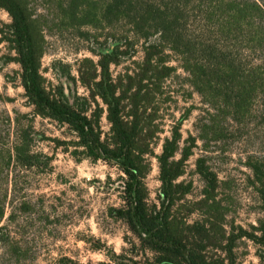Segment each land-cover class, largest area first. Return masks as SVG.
I'll return each instance as SVG.
<instances>
[{
  "label": "trees",
  "instance_id": "16d2710c",
  "mask_svg": "<svg viewBox=\"0 0 264 264\" xmlns=\"http://www.w3.org/2000/svg\"><path fill=\"white\" fill-rule=\"evenodd\" d=\"M0 9L11 18L0 30V44L9 49L2 58L20 65L21 85L34 113L68 127L73 139L57 141L77 159L102 160L123 172L124 202L116 212L144 251L152 253L145 264H237L240 239L264 241L229 220L223 182L208 154L221 139L222 122L240 120L264 98V0H0ZM120 24L121 37L112 47L88 48L98 59L79 61V78L71 79L86 93L70 96L62 84L47 81L42 58L49 31L73 28L88 37L87 28ZM139 44L143 55L136 60ZM125 61L131 66L115 74L112 67ZM179 68L203 103L197 134L184 138L182 133L191 106L174 118L170 135L162 140ZM199 142L204 153L195 161L202 182L197 197L194 180L185 176ZM153 158L161 184L152 200L146 178ZM38 163L29 128L18 131L13 145L0 143V223L12 166ZM261 230L264 236V225ZM112 258L139 264L114 253Z\"/></svg>",
  "mask_w": 264,
  "mask_h": 264
},
{
  "label": "rangeland",
  "instance_id": "374dc122",
  "mask_svg": "<svg viewBox=\"0 0 264 264\" xmlns=\"http://www.w3.org/2000/svg\"><path fill=\"white\" fill-rule=\"evenodd\" d=\"M40 3V5H39ZM40 9L43 3L38 2ZM11 22L7 11L0 9V30ZM126 29V28H125ZM88 37L73 28H55L47 33L42 71L53 85L62 84L67 95L86 93L77 80L79 61L98 57L88 48L104 51L121 37V24L112 29L87 28ZM89 38V39H87ZM136 60L143 55L136 46ZM8 44H0V143L11 146L20 129L31 133L32 151L39 162L33 167L12 166L6 214L0 223V264H121L112 254L146 263L150 251H144L116 209L123 205L124 174L115 166L85 157L77 159L57 140H71L68 127L34 113L25 97L19 78L20 65L4 63ZM176 64V63H175ZM131 66L125 61L113 66L114 73ZM172 82L171 102L165 120L170 135L174 118L193 106L182 125L183 137L197 134L196 121L201 114V97L184 81L179 68ZM184 81V82H183ZM190 93L192 95H190ZM103 128L110 125L103 119ZM223 133L208 152L210 164L223 182L222 196L230 206L229 220L243 226L249 234L264 237V98L257 99L251 111L240 120L222 122ZM157 153L161 151V144ZM202 142L188 161V180H194L195 196H200L202 182L195 173L196 158L203 154ZM74 147L70 146V150ZM150 198L160 188L158 162L146 178ZM12 216V217H11ZM195 217V216H194ZM193 217V218H194ZM264 240V239H263ZM237 264H260L264 241L243 237L235 248Z\"/></svg>",
  "mask_w": 264,
  "mask_h": 264
}]
</instances>
